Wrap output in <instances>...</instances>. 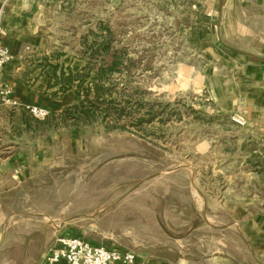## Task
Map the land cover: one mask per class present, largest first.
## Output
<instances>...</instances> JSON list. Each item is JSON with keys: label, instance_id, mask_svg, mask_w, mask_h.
Masks as SVG:
<instances>
[{"label": "rangeland", "instance_id": "rangeland-1", "mask_svg": "<svg viewBox=\"0 0 264 264\" xmlns=\"http://www.w3.org/2000/svg\"><path fill=\"white\" fill-rule=\"evenodd\" d=\"M180 1L72 0L55 19V46L84 65L55 82L72 76L75 104L102 95L87 115L25 113L28 139L54 127V158L2 181L0 264H40L66 234L159 264L264 263V131L234 87L215 91L234 69L202 52Z\"/></svg>", "mask_w": 264, "mask_h": 264}, {"label": "crops", "instance_id": "crops-1", "mask_svg": "<svg viewBox=\"0 0 264 264\" xmlns=\"http://www.w3.org/2000/svg\"><path fill=\"white\" fill-rule=\"evenodd\" d=\"M72 0H0V42L6 45L12 60L0 72V82L8 83L20 104L46 108L48 117L75 104L79 96L73 88L63 89L54 75L62 69L77 71L83 62L61 49L54 27ZM183 6L179 18L187 15L195 21V34L210 39L202 52L220 60L221 67L234 69L231 77L213 73L215 91L230 89L247 105L255 129L264 131V0H192ZM182 12V13H181ZM192 29L191 27H189ZM207 40V39H206ZM233 44L232 48L229 44ZM60 52L59 56L56 53ZM226 53L233 58H223ZM233 84L234 86H231ZM236 101V98L232 102ZM0 104V185L5 180H25L54 158V127L41 137L33 134L25 112ZM258 116L259 119H255ZM23 117V120H21ZM1 211V210H0ZM264 226L260 221L259 228ZM260 260L264 261V229L253 228ZM61 264V263H59ZM135 264H159L137 259ZM264 264V263H263Z\"/></svg>", "mask_w": 264, "mask_h": 264}, {"label": "built area", "instance_id": "built-area-1", "mask_svg": "<svg viewBox=\"0 0 264 264\" xmlns=\"http://www.w3.org/2000/svg\"><path fill=\"white\" fill-rule=\"evenodd\" d=\"M2 10H0V17ZM0 27V33H2ZM12 60V55L6 45L0 42V72ZM12 87L0 82V104L20 108L31 117L43 120L48 117V110L35 104H20L13 97ZM233 120L238 124L245 123L244 116L235 115ZM135 264L136 254L133 251L108 248L95 244L87 239L66 234L56 238L48 249L40 264Z\"/></svg>", "mask_w": 264, "mask_h": 264}, {"label": "trees", "instance_id": "trees-1", "mask_svg": "<svg viewBox=\"0 0 264 264\" xmlns=\"http://www.w3.org/2000/svg\"><path fill=\"white\" fill-rule=\"evenodd\" d=\"M108 70H110V68ZM63 79H64V82H65V85H66V87H63V89L69 88L71 83H73L72 76L68 75V76L64 77ZM77 87H81V85H77ZM77 93H78V95H80V91L78 89H77ZM94 95H95L94 96V101H92V100L90 101V99L88 97L89 95H88V93L86 91L85 95H83V98L79 101V103L65 108L62 111L60 117H66V116L68 118L72 117L71 114L73 113V111H77L80 114H85L86 113V115H87L88 111L87 110L85 111V109H86L85 104L88 103L90 106H94L95 107L96 106L95 103H98V101H100V97H101L102 94H100V87L97 86V85L95 86ZM47 126H50V125H47Z\"/></svg>", "mask_w": 264, "mask_h": 264}]
</instances>
